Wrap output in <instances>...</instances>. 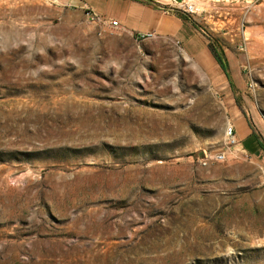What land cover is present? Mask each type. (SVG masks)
Returning a JSON list of instances; mask_svg holds the SVG:
<instances>
[{
    "label": "rangeland",
    "instance_id": "374dc122",
    "mask_svg": "<svg viewBox=\"0 0 264 264\" xmlns=\"http://www.w3.org/2000/svg\"><path fill=\"white\" fill-rule=\"evenodd\" d=\"M166 7L233 89L86 0H0V264H264V0ZM232 108L252 144L203 165Z\"/></svg>",
    "mask_w": 264,
    "mask_h": 264
},
{
    "label": "crops",
    "instance_id": "0c3cea01",
    "mask_svg": "<svg viewBox=\"0 0 264 264\" xmlns=\"http://www.w3.org/2000/svg\"><path fill=\"white\" fill-rule=\"evenodd\" d=\"M168 2L169 0H86L89 7L98 15L107 20L117 19L122 30L136 37H144L147 34L178 36L185 44L186 51L209 73L213 84L226 89L229 84L227 77L210 50L209 44L201 42L195 36L193 28L181 15L166 7ZM182 32H186L185 35H181ZM237 111L236 108H232L234 113L232 124L235 128L237 144L243 147L244 142L251 141L252 132L246 137L238 135L237 124L241 123L244 114H239Z\"/></svg>",
    "mask_w": 264,
    "mask_h": 264
},
{
    "label": "built area",
    "instance_id": "2783aa9c",
    "mask_svg": "<svg viewBox=\"0 0 264 264\" xmlns=\"http://www.w3.org/2000/svg\"><path fill=\"white\" fill-rule=\"evenodd\" d=\"M175 2V0H173ZM186 11L188 12H194V6L193 4H187V9ZM87 15L88 18L91 21H95L98 22L100 24H102L103 26H108L110 28L113 29H118L120 28V22L117 19H105L102 16L98 15L97 13H95L92 9L87 11ZM153 34H147L144 37L147 36H152ZM228 135L227 138H225V142H224V150L215 152L213 154L209 153L205 155V158L202 160V164L206 165L209 161H215V162H222L225 160L226 154H228V152H231L232 147H234L237 144V138L235 135V129L233 124L228 123Z\"/></svg>",
    "mask_w": 264,
    "mask_h": 264
},
{
    "label": "trees",
    "instance_id": "16d2710c",
    "mask_svg": "<svg viewBox=\"0 0 264 264\" xmlns=\"http://www.w3.org/2000/svg\"><path fill=\"white\" fill-rule=\"evenodd\" d=\"M209 48L212 51V53H213L215 59L217 60L219 66L224 71V74L227 77L229 85L233 89L234 85H233V81H232L230 73H229L228 62H227L226 56H225L222 48L221 47L216 48V47H213V46H210V45H209ZM257 137H258L259 145L264 149V141L260 140L259 136H257Z\"/></svg>",
    "mask_w": 264,
    "mask_h": 264
}]
</instances>
